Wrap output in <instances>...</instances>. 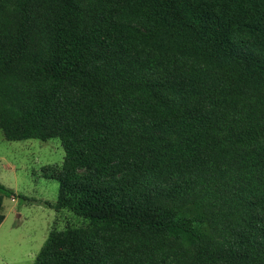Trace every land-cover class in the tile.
Listing matches in <instances>:
<instances>
[{
	"label": "trees",
	"instance_id": "1",
	"mask_svg": "<svg viewBox=\"0 0 264 264\" xmlns=\"http://www.w3.org/2000/svg\"><path fill=\"white\" fill-rule=\"evenodd\" d=\"M262 100L264 0H0L2 138L89 224L34 264H264Z\"/></svg>",
	"mask_w": 264,
	"mask_h": 264
},
{
	"label": "rangeland",
	"instance_id": "2",
	"mask_svg": "<svg viewBox=\"0 0 264 264\" xmlns=\"http://www.w3.org/2000/svg\"><path fill=\"white\" fill-rule=\"evenodd\" d=\"M258 104L264 117V100ZM258 126L264 127V118ZM261 152L256 149L248 158L253 171H264V158L256 156ZM63 160V148L56 137L7 142L0 132V183L14 195L2 203L0 264H34L51 231L89 227L69 210H54L58 185L47 178L61 172Z\"/></svg>",
	"mask_w": 264,
	"mask_h": 264
}]
</instances>
